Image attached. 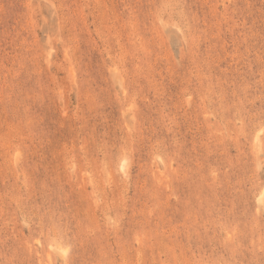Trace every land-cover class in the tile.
Listing matches in <instances>:
<instances>
[{"label":"rangeland","instance_id":"1","mask_svg":"<svg viewBox=\"0 0 264 264\" xmlns=\"http://www.w3.org/2000/svg\"><path fill=\"white\" fill-rule=\"evenodd\" d=\"M0 264H264V0H0Z\"/></svg>","mask_w":264,"mask_h":264}]
</instances>
